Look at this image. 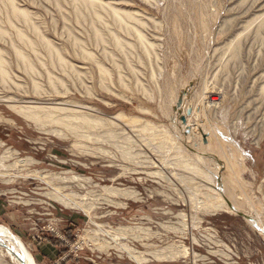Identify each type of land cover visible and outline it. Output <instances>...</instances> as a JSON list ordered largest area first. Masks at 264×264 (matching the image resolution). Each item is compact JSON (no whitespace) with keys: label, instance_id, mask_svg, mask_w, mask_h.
Here are the masks:
<instances>
[{"label":"rangeland","instance_id":"obj_1","mask_svg":"<svg viewBox=\"0 0 264 264\" xmlns=\"http://www.w3.org/2000/svg\"><path fill=\"white\" fill-rule=\"evenodd\" d=\"M86 1L0 0V225L38 264H264L260 230L205 201L220 169L224 197L264 227V0ZM256 18L260 30L244 32ZM236 34L233 58L225 48ZM15 103L101 123H36ZM184 124L196 137L182 135ZM63 195L81 208L54 199Z\"/></svg>","mask_w":264,"mask_h":264},{"label":"bare ground","instance_id":"obj_2","mask_svg":"<svg viewBox=\"0 0 264 264\" xmlns=\"http://www.w3.org/2000/svg\"><path fill=\"white\" fill-rule=\"evenodd\" d=\"M79 1V0H78ZM84 1H86V0H84ZM90 1V0H89ZM93 2H91V3H94L95 1L94 0H92ZM240 1V0H239ZM246 1V0H245ZM7 3H8V1H6ZM87 2V1H86ZM248 2V1H247ZM12 3V2H11ZM10 3V4H11ZM83 4H87V3H85V2H83ZM99 4V3H98ZM11 5H14V4H11ZM11 5H9V6H11ZM96 5V4H95ZM13 7V9H16V7L14 8V6H12ZM95 7H97V6H94V8ZM99 7H100V5H99ZM106 7V6H105ZM108 7H111V6H109L108 5ZM103 8V7H102ZM113 8V7H112ZM12 9V10H13ZM11 10V11H12ZM19 10V9H18ZM17 10V11H18ZM110 11H111V9H109ZM200 10V9H199ZM198 10V11H199ZM15 11V10H14ZM16 11V12H17ZM201 11V10H200ZM16 12H14V13H16ZM24 12V11H23ZM96 12V11H95ZM13 13V12H12ZM18 13H19V11H18ZM127 13V12H126ZM125 13V18H129V19H126V20H133V21H136L135 19H134V14L132 13V12H130L131 14H133V15H131V14H126ZM17 14V13H16ZM16 14H15V16H16ZM20 14H22V12L21 13H19L18 14V16L20 15ZM97 14V13H96ZM111 14H113L112 16L113 17H115L116 19V21H118V22H120V24H122L121 23V20H122V22H123V18H122V16H120L119 15V13H117L116 11H112V13ZM24 15V17H27L28 18V14H23ZM23 15L21 16V17H23ZM123 16V17H124ZM98 17V16H97ZM122 18V19H121ZM25 19V18H24ZM29 19V18H28ZM139 19V18H138ZM252 19V18H251ZM24 21V20H23ZM25 22H26V20H25ZM117 22V23H118ZM132 22V21H131ZM137 22H138V20H137ZM141 22V21H140ZM238 22V21H237ZM143 23V22H142ZM141 23V24H142ZM206 23V22H205ZM119 24V25H120ZM262 24H263V22H262V18H256L255 20L253 19L252 21H250V22H247V24H246V26L245 27H243L244 28V32H247V31H249L250 30V28L252 27V25L253 26H256V28H257V31H259L260 30V28H261V26H262ZM201 25V24H200ZM244 26V25H243ZM129 30H132L133 31V35H134V37H136L137 36V42L138 43H140V44H142V45H144L145 44V38L142 36V35H144V34H139L138 33V31H137V35H136V32H135V34H134V31H136V29L134 30L132 27H131V29L130 28H128ZM254 29V28H253ZM263 29V28H262ZM223 31V30H222ZM243 31V30H242ZM253 31V30H252ZM19 32V31H18ZM129 32V31H128ZM233 32V31H232ZM142 33V32H141ZM239 33V32H238ZM242 33V32H241ZM248 33V32H247ZM1 34H3V32H1L0 33V35ZM19 34L20 33H18V37L19 38H22V40H25L21 35L19 36ZM257 34H258V32H257ZM253 35V34H252ZM252 35H251V37H252ZM236 36H237V34H236ZM232 37V36H231ZM243 37V36H242ZM117 38V37H116ZM260 38V37H259ZM43 39V38H42ZM41 39V40H42ZM19 41H21V39L19 40ZM135 41H136V39H135ZM148 41V40H147ZM24 42V41H23ZM22 42V43H23ZM26 42H28L27 40H26ZM25 42V43H26ZM149 42V41H148ZM242 42V41H241ZM121 41L119 42V40L117 39H115V42H114V44H116V46L115 47H117V48H119L120 49V46H121ZM228 43V42H227ZM47 43L45 42V45H46ZM149 44V43H148ZM30 45V44H29ZM32 45V44H31ZM226 45V44H225ZM123 46V45H122ZM121 46V47H122ZM48 47H49V45H48ZM47 47V48H48ZM149 47V46H148ZM124 48V47H123ZM49 49V48H48ZM145 49H146V46H145ZM51 50V49H50ZM223 50H224V48H223ZM252 50V49H251ZM119 51H122V49L121 50H119ZM221 51V50H220ZM20 52V51H19ZM18 52V54H17V57L18 56H22L21 54H23V53H19ZM225 52H226V54L228 53L231 57H238V55H239V53H240V37H236L232 42H230L229 43V45L225 48ZM224 52V53H225ZM245 53V52H244ZM241 56V55H240ZM244 56V55H243ZM251 56V55H250ZM1 57V56H0ZM25 57V56H24ZM261 57V56H260ZM26 58V57H25ZM25 58H23V59H25ZM200 58V57H199ZM256 58H258V57H256ZM2 59V58H1ZM1 59H0V72H1V76L2 77H4L5 76V71H3V63H2V61H1ZM19 59H22V58H19ZM22 59V60H23ZM198 59V58H197ZM260 59V58H259ZM199 60V59H198ZM197 60V61H198ZM202 60V59H201ZM246 60V59H245ZM24 61V60H23ZM58 61L60 62L59 64H61L63 61H61V58L60 57H58ZM200 61V60H199ZM24 62H27L26 61V59H25V61ZM29 64V63H28ZM27 63H26V65L29 67V65L31 66V63L28 65ZM198 66V65H197ZM225 66V65H224ZM252 66H253V64H252ZM27 67V68H28ZM103 67V66H102ZM98 68H100V67H98ZM200 69V68H199ZM105 70V69H104ZM103 70V68L100 70V72L103 74L105 71ZM244 70H245V68H244ZM253 70V69H252ZM32 71H33V69H32ZM196 71V70H195ZM199 71V70H198ZM260 72V71H259ZM7 73V72H6ZM30 73H32V72H30ZM101 73H99V74H101ZM106 73H107V71H106ZM105 73V75L107 76V74ZM195 73V72H194ZM200 73V72H199ZM242 73H243V71H242ZM226 74V73H225ZM249 74V73H248ZM7 75L8 74H6V77H7ZM251 75V74H250ZM102 76V75H101ZM104 76V75H103ZM259 76V75H258ZM264 76V75H263ZM5 77V78H6ZM226 77V76H225ZM244 77V76H243ZM101 78V77H100ZM103 78V77H102ZM197 78V77H196ZM6 79H8V77L6 78ZM121 79V78H120ZM193 79H195V78H193ZM250 79V78H249ZM263 79V78H262ZM2 80H3V78H2ZM212 80V79H211ZM241 80V79H240ZM12 81V80H11ZM103 81V80H102ZM101 81V82H102ZM213 81V80H212ZM4 82V81H3ZM53 82V81H52ZM51 82V83H52ZM105 83V82H104ZM204 83V82H203ZM215 83V82H214ZM213 83V84H214ZM249 83V82H248ZM188 84V83H187ZM207 84V83H206ZM216 84V83H215ZM220 84V83H219ZM262 84V83H261ZM34 85V84H33ZM202 85V84H201ZM206 86V85H205ZM216 86V85H215ZM105 87V86H104ZM107 87V86H106ZM203 87V86H202ZM211 87V86H210ZM37 88V87H36ZM108 88V87H107ZM209 88V87H208ZM258 88V87H257ZM35 89V88H34ZM172 89V88H171ZM204 89V88H203ZM219 89V88H218ZM261 91L260 92H264V85L261 87V88H259ZM216 90V89H215ZM212 91V90H211ZM173 92V91H172ZM203 92V91H202ZM213 92V91H212ZM254 92V91H253ZM190 93V92H189ZM211 93V92H210ZM218 93V92H217ZM234 93V92H233ZM207 94V93H206ZM244 94V93H243ZM261 94H263V93H261ZM229 95V94H228ZM203 96V95H202ZM206 96V95H205ZM232 96V95H231ZM236 96V95H235ZM183 97V96H182ZM229 97V96H228ZM260 97V96H259ZM234 98V97H233ZM245 98V97H244ZM180 99V98H179ZM264 99V98H263ZM14 100V99H13ZM201 100V99H200ZM212 100V99H211ZM15 101V100H14ZM177 101V100H176ZM184 101V100H183ZM225 101V100H224ZM187 102V101H186ZM201 103H203V102H201ZM206 103V102H205ZM260 103H262V102H260ZM259 103V104H260ZM10 104H11V102H10ZM18 103H15V105H14V108L15 109H17V111L19 112V113H21L22 115H24L26 118H28V119H30V120H32V121H34V122H43V121H46V122H48V121H51V123L53 122H55L56 124L57 123H60V124H63V125H65L64 127L65 128H67V129H69V127H72V129H73V125L74 124H77V126H78V124H81L82 126H83V124H85V125H87V124H90L91 125V123H92V121H95V119L94 120H90V119H88L86 116H79L78 114V116H74V115H68V116H62V117H57V118H55V119H53V116H52V114L46 109H44V110H42V111H39V110H37V109H39V108H37V109H32V108H28V107H21V106H19V105H17ZM29 104V103H28ZM65 104V103H64ZM64 104H61V103H59V104H57L56 105V107L57 108H59V110H61L60 108L62 107H64L65 105ZM13 104H11V106H12ZM26 105V104H25ZM46 105H48V104H46ZM68 105V103H66V106ZM179 105V104H178ZM180 105H181V103H180ZM10 106V107H11ZM54 106V105H53ZM71 106V105H70ZM183 106V105H182ZM181 106V107H182ZM185 106V105H184ZM182 107L183 109L185 108V107ZM251 106V105H250ZM13 107V106H12ZM37 107V106H36ZM39 107H41V106H39ZM180 107V108H181ZM209 107V106H208ZM33 108H35V107H33ZM55 108V107H54ZM68 108V107H67ZM174 108H175V106H174ZM179 108V107H178ZM181 108V109H182ZM189 108V107H188ZM246 108V107H245ZM13 109V108H12ZM177 109V108H176ZM176 109H175V111H176ZM181 109H179V111L181 110ZM229 109H230V107H229ZM55 110H57L56 108H55ZM168 110H169V108H168ZM209 110V109H208ZM244 111V110H243ZM62 112V111H61ZM240 112V111H239ZM179 114H178V116H179V120H180V123L181 124H183V122H185L186 124H187V126H189V127H187L186 129H191V126L189 125L190 123H189V120H186L185 119V116L182 114V112H178ZM192 113V112H191ZM205 113V112H204ZM211 113V112H210ZM228 113V112H227ZM186 114V113H185ZM122 115L123 114H121V117H122ZM96 116V115H95ZM119 116V115H118ZM196 116V115H195ZM200 116V115H199ZM121 117H119V118H116V120L117 119H119L120 120V118ZM191 117V116H190ZM124 118H125V116H124ZM124 118H122V119H124ZM186 118H188V117H186ZM74 121H72V120ZM113 119H115V118H113ZM127 119V118H126ZM135 119V118H134ZM182 119H183V121H182ZM192 119V118H191ZM199 119V118H198ZM112 120V119H111ZM129 120V119H128ZM132 119H130V121H131ZM136 120V119H135ZM138 120V119H137ZM227 120V119H226ZM124 121H126V120H124ZM192 121V120H191ZM198 121V120H197ZM76 122H78V123H76ZM127 122V121H126ZM179 122V121H178ZM177 122V123H178ZM223 122V121H222ZM225 122V121H224ZM227 122V121H226ZM94 123V122H93ZM95 123L96 124H98V123H101V122H98V121H95ZM135 123V122H134ZM192 123V122H191ZM108 124V123H107ZM197 124V123H196ZM81 125H80V127H78V130H79V128H81ZM84 125V126H85ZM93 125V124H92ZM133 125V124H132ZM199 125V124H198ZM44 126V125H43ZM110 126V125H109ZM148 126V125H147ZM150 126H152V125H150ZM183 128H182V127ZM180 127H181V129H182V131H183V133H182V135L183 136H185V138L186 139H191V138H194V136H195V134H194V130L195 129H193L190 133H188V131L187 130H185V124L184 125H181ZM89 128H90V126H88ZM99 127V126H98ZM196 127V126H195ZM219 127V126H218ZM83 128V127H82ZM106 128V127H105ZM109 128V127H108ZM141 128V127H140ZM148 128V127H147ZM154 128V127H153ZM193 128V127H192ZM43 129V128H42ZM77 129V128H76ZM110 129V128H109ZM130 129V128H129ZM143 129V128H142ZM52 130V129H51ZM71 130V129H70ZM69 130V131H70ZM141 130V129H140ZM144 131H146V128L145 129H143ZM150 130H151V128H150ZM231 130V129H230ZM54 131H56V130H54ZM53 131V133H55ZM74 131V130H73ZM111 131V130H110ZM109 131V132H110ZM147 131H148V129H147ZM57 132V131H56ZM59 132V131H58ZM75 132V131H74ZM73 132V133H74ZM80 132H81V130H80ZM106 132V131H105ZM108 132V133H109ZM114 132V131H113ZM132 132V131H131ZM149 132V131H148ZM147 132V133H148ZM152 132H154L153 130H152ZM152 132H149V133H151L152 134ZM52 133V134H53ZM59 133H61V132H59ZM76 133V132H75ZM74 133V134H75ZM107 133V134H108ZM112 133V132H111ZM110 133V134H111ZM148 133V134H149ZM158 133V132H157ZM161 133V132H160ZM163 133V132H162ZM186 133H188V135L186 136ZM56 134V133H55ZM78 134H80V133H78ZM78 134H76L77 136H78ZM113 134V133H112ZM150 134V135H151ZM154 134H156V133H154ZM165 135H166V133H164ZM60 135V134H59ZM81 135V134H80ZM106 135V134H105ZM147 135V134H146ZM157 135V134H156ZM181 135V136H182ZM61 136H63V135H61ZM65 136V135H64ZM90 136V134L88 135V137ZM112 136H116V135H111L110 137H112ZM143 136V135H142ZM161 136H163L162 134H161ZM182 136V137H183ZM257 136V135H256ZM82 137V136H81ZM87 137V136H86ZM95 137H96V135H95ZM110 137H108V138H110ZM144 137L145 136H143V142L142 143H144ZM149 137V136H148ZM147 137V138H148ZM196 137V136H195ZM201 137V136H200ZM62 138H64V137H62ZM99 138V137H98ZM107 138V139H108ZM114 138V137H113ZM146 138V139H147ZM151 138V137H150ZM157 138V137H156ZM155 138V139H156ZM255 138V137H254ZM101 139V138H100ZM123 139V138H122ZM154 139V140H155ZM139 140V139H138ZM147 140H152V139H147ZM158 139H156L155 141H157ZM164 140V139H163ZM162 140V141H163ZM171 140V139H170ZM124 141V140H123ZM159 141V140H158ZM157 141V142H158ZM168 141H169V139H168ZM189 141V140H188ZM108 142H109V140H108ZM153 142V141H152ZM151 142V144H150V142H147V141H145V143H149L150 145H149V148L151 149L152 147H150L153 143ZM160 142V141H159ZM158 142V143H159ZM166 142H167V140H166ZM224 142V141H223ZM105 143V142H104ZM107 143V142H106ZM110 143V142H109ZM161 143V142H160ZM159 143V144H160ZM163 143H165V141H163ZM110 144H112V143H110ZM156 144V145H155ZM162 144V143H161ZM169 144H170V142H169ZM114 145V144H113ZM145 145V144H144ZM153 145H155L156 147L158 146V144L157 143H154ZM163 145V144H162ZM162 145H159V147H160V149L161 148H163V146ZM172 145V144H171ZM218 145H219V143H218ZM124 146V145H123ZM155 146H154V148H155ZM174 146V145H173ZM196 146V145H195ZM114 147V146H113ZM167 146L165 145L164 146V148L163 149H165ZM168 148V147H167ZM209 148V147H208ZM233 148V147H232ZM156 149V148H155ZM160 149H156L158 152L160 151ZM176 149V148H175ZM103 150V149H102ZM101 150V151H102ZM152 150H154V149H152ZM210 150V149H209ZM8 151V150H7ZM6 151V152H7ZM127 151V150H126ZM129 151V150H128ZM234 151H236V150H234ZM13 152V151H12ZM10 153V151H9V153H8V155L10 156H15V155H17V154H15V152H13V153ZM105 152V151H104ZM130 152V151H129ZM133 152V151H132ZM160 152H162V149H161V151ZM125 153V152H124ZM236 153V152H235ZM238 153V152H237ZM137 154V153H136ZM222 154V153H221ZM198 155V154H197ZM210 155V154H209ZM241 155V154H240ZM124 156V155H123ZM194 156V155H193ZM239 156V155H238ZM4 157V156H3ZM2 157V158H3ZM16 158V157H15ZM32 159V158H31ZM31 159H29V158H26V159H19V160H17L15 163H14V165L16 166V165H22V164H26V163H30V162H32V160ZM182 159V158H181ZM199 159V158H198ZM133 160V159H132ZM137 160V159H136ZM202 160V158L201 159H199V161H201ZM204 160V159H203ZM203 160H202V162H203ZM0 161H2V160H0ZM152 161V160H151ZM219 161V160H218ZM221 161H223V160H221ZM3 162V161H2ZM183 162V161H182ZM201 162V163H202ZM223 162H225V161H223ZM204 163V162H203ZM3 164V163H2ZM189 165V164H188ZM194 165H195V163H194ZM196 165H198V164H196ZM2 167H3V165H1ZM191 167H192V165H190ZM11 167V166H10ZM195 167V166H194ZM218 167V166H217ZM4 168V167H3ZM6 168H8V167H6ZM195 168H197V167H195ZM220 168V167H219ZM218 168V169H219ZM5 169V168H4ZM3 169V170H4ZM198 169H200V167L198 168ZM197 169V170H198ZM12 170V169H11ZM186 170V169H185ZM202 170V169H201ZM216 170V169H215ZM217 171V170H216ZM192 172V171H191ZM197 171H195V173H196ZM8 173V172H7ZM197 173H200V174H204V172L203 171H199V172H197ZM206 173V172H205ZM212 173H215V171L214 172H212ZM223 173V172H222ZM228 173H230V172H228ZM232 173V172H231ZM5 175V174H4ZM176 175V174H175ZM198 175V174H197ZM226 175V174H225ZM201 176V175H200ZM215 176V180H216V183H217V189H212L211 190V192L214 194V195H212L211 197H210V195L208 196V193H207V197H208V200H205L206 201V203H207V205H209V207H211V208H214V209H222V208H225V209H227L228 211H233V212H235V213H239L240 215H243V217H245V219L250 223V224H252L253 226H256L259 230H260V232L264 235V227H262V225H259V221L256 219V218H254V219H252L249 215H246V214H244V213H241V211H240V206L238 205V204H234V203H232L231 204V201L229 202L228 200H227V198H225L224 197V195H225V193H224V190L227 188V186H225V184H222L221 185V183H220V181H221V174H220V169L218 170V173H216V175H214ZM55 177V176H54ZM227 177V176H226ZM213 178V177H212ZM74 179H76V178H72V180H74ZM210 179V178H209ZM226 179V178H225ZM182 180V179H181ZM227 180V179H226ZM232 180H233V178H232ZM183 181V180H182ZM185 183V182H184ZM226 183H229V180H228V182L226 181ZM230 184H232V183H230ZM188 185V184H187ZM200 185V184H199ZM198 185V186H199ZM231 186V185H230ZM230 188V187H229ZM228 189V188H227ZM106 190L107 191H111V194H118V195H123V196H125V197H134L135 196V193H133V191L132 192H130V191H123V190H118V189H107L106 188ZM228 190H230V189H228ZM237 190V189H236ZM233 191V190H232ZM225 192H227V190H225ZM238 192V191H237ZM211 193V194H212ZM232 193V192H231ZM231 193H230V195H231ZM236 193V192H235ZM227 194V193H226ZM229 194V193H228ZM227 194V195H228ZM74 195V194H73ZM239 195H240V193H239ZM75 197V196H74ZM188 198V197H187ZM211 198L213 199V200H211ZM229 198H231V197H229L228 196V199ZM54 199H56L57 201H59L61 204H63V206H65V207H71V206H73V207H78L79 208V206H80V208H81V205H77V204H80V203H77L76 201H74V199L72 198V196H68V195H63V196H61V197H55ZM135 199V198H134ZM191 199V198H190ZM242 199V198H241ZM241 199L240 198H238V200H240L241 201ZM191 200H193V199H191ZM196 201V200H195ZM197 201L199 202V200L197 199ZM196 201V202H197ZM204 201V202H205ZM248 202V201H247ZM82 204V203H81ZM232 205H234V206H232ZM72 207V208H73ZM83 208V207H82ZM244 212V211H243ZM88 233V232H87ZM94 235V234H93ZM87 236V235H86ZM85 236V237H86ZM89 236V235H88ZM88 239H90V237L88 238ZM91 239H95V238H91ZM98 241V240H97ZM102 241V240H101ZM97 243V242H96ZM105 243H107L106 241H105ZM101 247V246H100ZM128 251V250H127ZM129 254V253H128ZM137 254V253H136ZM130 255V254H129ZM142 256V255H141ZM4 257H7V258H9L12 262H13V264H38V262L35 260V257L33 256V254L30 252V250L28 249V247L24 244V242L22 241V239L19 237V236H17V235H15V234H13L12 232H11V230L8 228V227H5V226H3V225H0V258H4ZM130 257H132V256H130ZM159 258L161 257V256H158ZM133 259L134 260H136V261H138V262H142L143 260H144V258H141L140 257V255L139 256H133Z\"/></svg>","mask_w":264,"mask_h":264},{"label":"crops","instance_id":"obj_3","mask_svg":"<svg viewBox=\"0 0 264 264\" xmlns=\"http://www.w3.org/2000/svg\"><path fill=\"white\" fill-rule=\"evenodd\" d=\"M50 248H51V247H50ZM49 251H51V252H52V250H50V249H49ZM50 254L52 255V253H50ZM50 254H49V255H50Z\"/></svg>","mask_w":264,"mask_h":264},{"label":"water","instance_id":"obj_4","mask_svg":"<svg viewBox=\"0 0 264 264\" xmlns=\"http://www.w3.org/2000/svg\"><path fill=\"white\" fill-rule=\"evenodd\" d=\"M182 121H183V119H182Z\"/></svg>","mask_w":264,"mask_h":264}]
</instances>
